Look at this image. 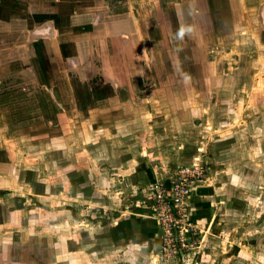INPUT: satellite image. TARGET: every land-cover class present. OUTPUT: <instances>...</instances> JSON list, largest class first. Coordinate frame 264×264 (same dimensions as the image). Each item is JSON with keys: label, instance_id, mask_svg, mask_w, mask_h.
I'll list each match as a JSON object with an SVG mask.
<instances>
[{"label": "rangeland", "instance_id": "obj_1", "mask_svg": "<svg viewBox=\"0 0 264 264\" xmlns=\"http://www.w3.org/2000/svg\"><path fill=\"white\" fill-rule=\"evenodd\" d=\"M137 1L108 0L110 16L128 15L136 5L144 43L134 48V63L132 54L120 62L104 59L114 74L103 76L91 73L90 43L75 37L85 29L111 30L117 18L92 29L72 25L73 8L10 15L9 0H0V219L12 213L0 238L7 258L14 264H52L53 258L62 264H264V0H146L140 12ZM160 13L171 22L168 29L155 24ZM52 21L59 37L52 27L47 32ZM131 65L133 77L118 76ZM113 89L122 101H156L157 111L166 110L150 128L137 121L140 147L161 153L139 156L136 173L119 166L128 153L108 131L123 109L110 107ZM147 130L153 138L144 140ZM186 170L194 183L168 235L166 214L155 210V188ZM133 217L142 226L134 239L104 238Z\"/></svg>", "mask_w": 264, "mask_h": 264}, {"label": "crops", "instance_id": "obj_2", "mask_svg": "<svg viewBox=\"0 0 264 264\" xmlns=\"http://www.w3.org/2000/svg\"><path fill=\"white\" fill-rule=\"evenodd\" d=\"M62 1L63 0H53L50 5L49 4L46 5V0H24V1H22V3H20V5H18L19 8H17V7L13 8V7H11L12 4L10 3V2H12V0H9V3L8 4L6 3L7 5L5 6V12H7V13L9 12L11 15L14 13V10L15 11L18 10L20 12V15L22 16V14L24 12L28 13L29 10L35 9V11L38 10L41 12H51L48 14L54 15V14L60 13V8H62V7L67 8L68 7L69 9L73 8L74 12H75V14L72 15V18H71L72 19L71 23L73 26L78 25L81 27H85L87 24V25L92 26V29H93V27L99 26L100 22H103L104 19H105V23L109 24V20H110L109 17L114 15V14H112L111 16L109 15L110 11L112 13V10L110 8L108 0H93L94 6H89L90 4H86L88 2L87 0H72V1L68 0V1H63V2ZM142 1L143 0L137 1V3H138L137 6L139 7V12H140L141 8H143L144 6H146V7L148 6V4L146 3V0H144V2H142ZM62 4H66V5H62ZM131 4L132 5L129 8V14L128 15L117 14V15L113 16V17L117 18L115 21L117 24L116 27L114 26L115 28L112 27V29L109 30L110 28L107 25L106 26L107 28H105V26H102L101 29H99V30L95 29V31L91 30L90 32L89 31L86 32V29H85V31H84L85 33L78 35L76 37L74 36L75 38H78L76 40H84V41H88L90 43V48H91L90 59L92 61L91 62L92 67L90 68V70H91L92 74H95V75L100 74L103 76H109L110 72H112L111 70H113V69H110V68H107L104 66V63H105L104 59L108 58L109 60L112 61L113 58L116 57L119 59V62H120L122 60H127V57H129L132 54V56H130V58H128V59H131L133 57V54H134V48L136 49L137 45L141 46L142 42L144 43V41H143L144 36H141L139 34L140 32H141V34L143 33L141 28L143 27L144 21L141 18H137V16L135 15V13L132 9V8H136V5L134 3H131ZM8 5L10 6L9 9H8ZM130 9H131V11H130ZM160 14H162V16L160 17V19L155 24L156 25L161 24L160 26H162V27L165 26L166 27L165 29H168L167 28L168 23L171 24V22H169L167 16H165L163 13H160ZM113 17H111V18H113ZM19 18L20 19L22 18L23 20L26 21V19L23 17H19ZM97 20H99L98 23H96ZM197 22H198V25H197V29H198L197 33H198V32H201L202 22L200 23V21L198 19H197ZM51 23L53 25L48 26L47 32H48V30L50 31L49 28L52 27L54 29L52 33L56 34L55 36L59 37L60 32H58L55 28L56 22L52 21ZM185 25L187 26V23ZM6 26L9 29L11 27V22L10 21L6 22ZM106 29H107V31H106ZM44 31H46V30H44ZM40 32H42V31H40ZM133 32H136L139 36H137L135 34L133 35ZM182 33L184 34V37H186L185 32L183 31ZM165 34L168 35L167 30H166ZM71 38H73V36ZM201 39L202 40L204 39L203 35H202ZM178 41H180V39ZM101 44H103V46L99 47ZM63 46H64L63 48H65L67 45H63ZM115 52L117 53V56L113 55ZM65 54H66V57L70 56V54H67V53H65ZM43 59L45 62L47 61V63H48V60L46 57ZM77 59H78V57H77ZM131 60L134 63L136 58L134 59V57H133ZM96 61H99L101 63V67L98 65V62L96 63ZM102 63H103V66H102ZM122 66H123V64H122ZM134 72H135L134 67L132 65H131V67L125 66L124 70L118 73V76L122 75V76L133 77ZM182 72H183V69H182ZM113 74H114V70H113ZM117 86H120V84H117ZM114 92H117V94L114 96V98L107 99L110 102L109 103L111 105L110 107L120 108L122 106L123 109L122 110L120 109V111H118L115 114V120L117 122V125L116 126H113L110 124L107 125V126H109L108 131H110L111 133L116 132V136H113L114 138H112V139L118 140L120 142H124L123 146L121 145L118 149L125 150L128 153V155H126L128 157H126L124 155L125 153L123 154V156H125V157L122 159V161L119 162L121 164L119 166L122 167L126 163L127 165L131 166V167H129L130 170H132L133 173H136L138 171V169H140V166H141V161H140L141 157H144V156H148V157L152 156L153 157V155L154 156L159 155L158 152L161 153V151H158L155 155V154L149 153L150 151L148 149L140 147V145L138 143V139L140 136H141V138H143L144 133H141L140 124L137 121H139L142 118L143 124L146 125L148 123V128H150V127H152L151 121L153 119H155L156 116L161 117L162 114H165V116H166V113H165L166 110H165V112L161 111V110L157 111V109H158L157 107H159V106H158V103H156V101H154V103L152 105H149L148 103H146L145 99H138V100L129 99L126 101H122V100L118 99V96H119L118 95V89L114 90ZM166 104L167 103L165 102L164 105H162L161 107L166 108L167 107ZM169 106H172V105L169 104ZM145 107H146V109L148 108L149 110H146V111L142 110V109H145ZM152 108H153V110H152ZM142 120H141V122H142ZM146 132H147L146 133V136H147V134L150 133V131L148 132V130H147ZM152 135H153V132L150 133L149 138L147 136L144 138V140L153 138ZM109 154H114V153H109ZM139 156H141V157H139ZM135 157H138V159L134 160ZM120 167H118L117 169L119 170ZM124 169H127V168L125 167ZM10 218H12V213H9L7 215V217H4L3 219H0V231H2V230L5 231V228L3 226L10 224V222L12 221V219H10ZM140 223H141L140 219L135 218V217H133L132 219H128L122 223L118 222L117 227L114 230V233L112 234L109 231V235H107L104 238H108L110 235H111L110 237L116 235L115 243H117V244L123 243L124 240L126 239V237L129 235H131V237L134 239L135 235H137V233H139L137 231L138 230L140 232L142 231L141 230L142 228H140V227H142L140 225ZM131 225H133L134 229L131 232L132 234L131 233L129 234L127 230L129 229V227ZM152 226H153V224H152ZM135 227H136V229H135ZM148 228H151L150 223H147L146 229H148ZM154 229H156V228L154 227ZM151 232H154V231H151ZM2 236H3V234L0 233V237H2ZM140 237H141V235H140ZM2 239L0 238V240H1L0 245L2 247L0 250L1 257H2L0 264H14L13 262H9L10 260L7 258V249H6L7 242L2 240ZM111 241H112V239H111ZM112 242H114V241H112ZM58 245L62 246L61 243H58ZM70 246H74L73 242H70ZM53 250H55V249L53 248ZM74 251H77V250L75 249ZM55 255L60 257L59 254L55 253ZM52 264H62V262H61V260L53 258Z\"/></svg>", "mask_w": 264, "mask_h": 264}, {"label": "built area", "instance_id": "obj_3", "mask_svg": "<svg viewBox=\"0 0 264 264\" xmlns=\"http://www.w3.org/2000/svg\"><path fill=\"white\" fill-rule=\"evenodd\" d=\"M188 171L189 170L182 171L181 176L176 178L173 184L158 186L155 188V210L160 209L163 213L161 215L166 214L164 219H162V224L164 225V230L168 235L171 234V229L173 225L175 227L178 226L177 223L173 224L175 222L173 217L176 212L178 213L180 211V208L183 209L186 199L190 195L191 186L194 183L193 180L189 181L186 178L187 175H185L184 172ZM196 173L198 176V181L201 180V177L203 175V169L198 167Z\"/></svg>", "mask_w": 264, "mask_h": 264}]
</instances>
